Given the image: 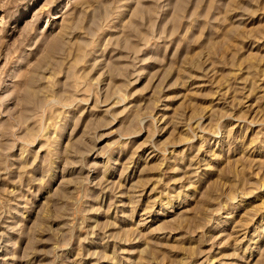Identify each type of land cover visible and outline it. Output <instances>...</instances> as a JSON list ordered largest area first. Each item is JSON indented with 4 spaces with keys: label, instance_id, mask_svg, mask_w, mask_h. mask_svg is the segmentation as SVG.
<instances>
[{
    "label": "rangeland",
    "instance_id": "rangeland-1",
    "mask_svg": "<svg viewBox=\"0 0 264 264\" xmlns=\"http://www.w3.org/2000/svg\"><path fill=\"white\" fill-rule=\"evenodd\" d=\"M0 264H264V0H0Z\"/></svg>",
    "mask_w": 264,
    "mask_h": 264
}]
</instances>
